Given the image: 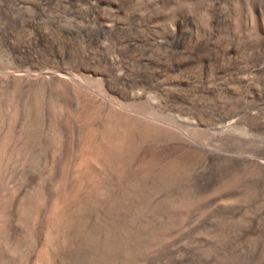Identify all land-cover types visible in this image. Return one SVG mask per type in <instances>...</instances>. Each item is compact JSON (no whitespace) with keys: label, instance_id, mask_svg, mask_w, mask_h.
Instances as JSON below:
<instances>
[{"label":"rangeland","instance_id":"obj_1","mask_svg":"<svg viewBox=\"0 0 264 264\" xmlns=\"http://www.w3.org/2000/svg\"><path fill=\"white\" fill-rule=\"evenodd\" d=\"M115 6L126 25L111 30ZM137 9L148 22L133 27ZM219 14L210 45L226 51L235 31L241 49L213 110L198 89L215 74L207 50L177 64ZM263 51L264 0H0L10 264H264Z\"/></svg>","mask_w":264,"mask_h":264},{"label":"bare ground","instance_id":"obj_2","mask_svg":"<svg viewBox=\"0 0 264 264\" xmlns=\"http://www.w3.org/2000/svg\"><path fill=\"white\" fill-rule=\"evenodd\" d=\"M121 6H124V4H120ZM126 5V4H125ZM152 5V4H151ZM175 5V4H174ZM197 5V4H196ZM201 5V4H200ZM200 5H198V6H200ZM203 5V4H202ZM206 5V4H205ZM215 5V4H214ZM213 5V6H214ZM217 5V4H216ZM247 5H249V4H247ZM135 6H136V8H139L140 6H141V4H135ZM172 6H173V4H172ZM177 6H179V5H177ZM191 6V5H190ZM209 6V5H208ZM207 6V7H208ZM261 6V5H260ZM176 7V6H175ZM184 7V6H183ZM195 7V6H194ZM226 7V6H225ZM225 7H224V9H225ZM254 7H256V6H254ZM259 7V6H258ZM111 8V7H110ZM115 8H116V10L118 11V15H115V17H113V18H111L110 17V20H108V26L110 27V29L111 30H115L116 28H120V27H122L124 24H123V22H122V20L120 19V16H119V14L122 12V10H121V8L119 7V6H115ZM172 8V7H171ZM178 8V7H177ZM177 8H176V10H177ZM188 8V7H187ZM191 8H192V6H191ZM198 8V7H197ZM197 8H193L194 10H196ZM205 8V7H204ZM211 8V7H210ZM209 8V9H210ZM222 8V7H221ZM220 8V9H221ZM227 8V7H226ZM242 8V7H241ZM257 8V7H256ZM262 8V7H261ZM145 9V8H144ZM175 9V8H174ZM179 9H182V7L181 8H179ZM206 9V8H205ZM202 10V12L203 11H205V13H206V11H208L207 9L206 10ZM212 9V8H211ZM223 9V10H224ZM246 8H244V10H245ZM157 10V9H156ZM188 10H190V7H189V9H187V11ZM218 10V9H217ZM247 10V9H246ZM172 11V10H171ZM170 11V12H171ZM175 10H173V12H174ZM182 11V10H181ZM192 11V10H191ZM219 11H221V10H219ZM230 11V10H229ZM249 11V10H248ZM260 11V10H259ZM120 12V13H119ZM194 12V11H193ZM211 12V11H210ZM225 12V11H224ZM228 12V11H227ZM239 12V11H238ZM241 12H242V9H241ZM115 13H117V12H115ZM182 13V12H181ZM183 13H185V10L183 11ZM187 13H189V12H187ZM191 14H192V12H190ZM190 13H189V15H190ZM217 13V12H216ZM215 13V14H216ZM219 13H221V12H219ZM226 13V12H225ZM171 14H172V12H171ZM179 14V13H178ZM207 14H209V13H207ZM224 14V13H223ZM196 15H197V12H196ZM201 15V14H200ZM199 15V16H200ZM150 16V15H149ZM173 16H176V13H175V15H173ZM211 16H215V15H212L211 14ZM251 16V15H250ZM249 16V17H250ZM130 17V24L131 25H133V27H135V26H138V25H142L145 21H147V17H148V15H147V13H144V12H139V10L137 9V10H133V12H131V15H127V18H129ZM177 17H179V16H177ZM197 16H195V18H196ZM248 17V16H247ZM180 19L178 20V21H176V23H175V27L174 28H172L173 30H174V32H175V34H176V32L179 34H176V35H178V36H180V38H177L175 35H174V38L171 40L174 44L176 43V42H178L177 41V39L179 40V39H184V38H186L187 37V35H186V33L184 32L185 30H182V28H181V25H182V27L185 25V24H182L183 23V21H187L189 18L187 17V15H186V13L185 14H183V15H180V17H179ZM198 18V17H197ZM196 18V19H197ZM211 17H209L208 18V16H207V18L206 19H208V21L210 22V19ZM242 18V17H241ZM253 18V17H252ZM251 18V19H252ZM109 19V18H108ZM174 19V18H173ZM191 19V18H190ZM193 19H194V17H193ZM199 19V18H198ZM197 19V20H198ZM202 19V18H201ZM205 19V21L207 22V20ZM230 19V18H229ZM244 19V18H243ZM245 19H247V18H245ZM245 19H244V22H245V24H246V21H249V20H246L245 21ZM165 20V19H164ZM127 21H128V19H127ZM199 21V20H198ZM212 21V20H211ZM148 22V21H147ZM173 22H174V20H173ZM213 22V21H212ZM211 22V23H212ZM240 22V21H239ZM243 22V23H244ZM252 22V21H251ZM250 22V23H251ZM248 23V22H247ZM205 25L207 24V23H204ZM204 24H202L203 26H202V30H203V28H204ZM223 24H224V19H223V15L221 16L220 14L219 15H217V17L215 18V20H214V22H213V25H212V27H210L211 29L210 30H204V34L202 35V33H201V36H199V38H196L197 39V41H198V43H197V48L196 49H193L192 51H188L189 53L187 54V58L184 60V61H182V62H180L179 64H177V68L179 67V68H186L188 65H190L192 62H193V60H195V58L198 56V54L200 53V51H202L201 49L202 48H204V49H206L207 50V54L202 58V62H203V66H204V69H203V74H204V72L207 70V69H209V67H214L215 68V74L213 75V77L210 79V81L211 82H201V83H199L200 85L198 86V89L199 90H201L204 94H206V98H207V101H210V102H212V103H210V108H212L213 110H215V104H214V101H216L214 98H212L211 97V95H212V93L214 92V91H216V89L218 88V89H220V90H222V91H225L226 93H230V91L228 90L229 88H228V82H229V80H230V78H233L235 75H236V72H237V70H238V64H237V60H236V58H234V55L235 54H237L238 52H240L239 51V49H241V47H240V44L236 41V34H235V31L233 32V33H231V34H228V35H230L229 37V46L227 47V46H225V48H227V49H224V50H226V51H224V52H222V53H220L215 47H217L218 48V44H217V46L214 44V45H210V43H209V39L212 37V35H213V33L214 32H218V29H220V27H222L223 26ZM239 24V23H238ZM237 24V26H239ZM241 24V23H240ZM126 25V24H125ZM192 25H193V23H192ZM191 25V26H192ZM200 25V24H199ZM224 25H226V24H224ZM229 25V24H228ZM247 25H249V24H247ZM253 25V24H252ZM104 26V25H103ZM194 26V25H193ZM192 26V27H193ZM195 26H198V24L196 25L195 24ZM194 26V27H195ZM230 26H232V25H230ZM237 26H236V28H237ZM242 26H244V25H242ZM108 27V28H109ZM171 27H173V26H171ZM187 27V26H186ZM201 27V25L198 27V31H200L199 30V28ZM208 27V28H209ZM241 27V26H240ZM239 27V28H240ZM249 27H251V25L249 26ZM184 28V27H183ZM197 28V27H196ZM231 28V27H230ZM230 28H227V29H230ZM235 28V29H236ZM245 28H247L246 26H245ZM244 28V29H245ZM252 28V27H251ZM190 29H192V28H190ZM195 29V28H194ZM206 29V28H205ZM241 29H243L242 27H241ZM240 29V30H241ZM243 29V30H244ZM196 30V29H195ZM222 30H223V28H222ZM250 30V29H249ZM255 30V29H254ZM110 31V30H109ZM193 32V31H192ZM237 32H239L238 30H237ZM236 32V33H237ZM254 32V31H253ZM252 32V33H253ZM227 33V32H226ZM249 33V32H248ZM219 34H221L220 32H219ZM218 34V35H219ZM241 34V33H240ZM172 35V34H171ZM190 35V34H189ZM216 35V34H215ZM215 35H214V37H215ZM217 35V36H218ZM226 35V34H225ZM242 35H247V34H243L242 33ZM196 36V35H195ZM239 36V35H238ZM262 36V35H261ZM189 37V36H188ZM220 37V36H219ZM171 38H172V36H171ZM222 38V37H221ZM239 38V37H238ZM259 38V37H258ZM262 38V37H261ZM192 39V38H191ZM213 39V38H212ZM219 39V38H218ZM217 39V40H218ZM253 39V38H252ZM211 40V39H210ZM214 41H215V39H213ZM216 40V41H217ZM228 40V39H227ZM249 40V39H248ZM251 40V39H250ZM249 40V41H250ZM196 41V42H197ZM242 41H243V39H242ZM246 41V40H245ZM261 41V40H260ZM219 42V41H218ZM253 42V41H252ZM217 43V42H216ZM223 43V42H222ZM249 43V42H248ZM257 42H255V44H256ZM259 43V42H258ZM246 44V43H245ZM250 44V43H249ZM252 44V43H251ZM221 45V44H220ZM223 45V44H222ZM259 45V44H258ZM257 45V46H258ZM215 46V47H214ZM249 46V45H248ZM252 46V45H251ZM250 46V47H251ZM249 47V48H250ZM256 47V46H255ZM248 48V47H247ZM248 48V49H249ZM220 49H222V48H220ZM244 49V48H243ZM259 49V48H258ZM256 50V49H255ZM247 51H249L251 54H254L256 51H254V49H250V50H247ZM244 52H246V50L244 51ZM241 53H242V51H241ZM262 54H264V51L262 52ZM239 55V54H238ZM241 55V54H240ZM200 56V55H199ZM264 56V55H263ZM236 57V56H235ZM238 57V56H237ZM234 58V59H233ZM264 58V57H263ZM199 60V59H198ZM164 63V62H163ZM202 64V63H201ZM175 65V64H174ZM201 66V65H200ZM258 65H256V67H257ZM261 65H259L258 67V69L261 71V70H264V63L262 64V66L260 67ZM170 68V67H169ZM201 69V70H202ZM255 70V69H254ZM252 71V70H251ZM208 73H209V71H208ZM240 73V72H239ZM208 75V74H207ZM221 75V78L220 79H222V81L220 82V83H218L217 82V84H216V86L215 85H211L210 83H213V81H215V79L216 78H218L219 76ZM52 76V75H51ZM149 76V75H148ZM128 79V78H127ZM202 79H204V78H202ZM201 79V80H202ZM81 80V79H80ZM200 80V81H201ZM191 81H192V79H190V81H188V83L187 84H189V83H191ZM197 81V80H196ZM216 81H218V80H216ZM215 81V82H216ZM82 82V81H81ZM148 82H150V81H148ZM214 82V83H215ZM193 83H194V80H193ZM165 84V83H164ZM187 84H185V85H187ZM165 85H167V84H165ZM163 86V85H162ZM169 86V85H168ZM167 86V87H168ZM166 86L165 87H159L160 88V90H161V92H162V94H165V95H169L170 93H169V91H170V89L169 88H167ZM170 87V86H169ZM175 88V87H174ZM197 88V87H196ZM169 89V90H168ZM183 90V89H182ZM173 91V90H172ZM160 92V93H161ZM174 92V91H173ZM219 91H217V93H218ZM216 93V94H217ZM187 94V93H186ZM215 94V93H214ZM177 95V94H176ZM134 96H135V94H134ZM169 96H171V95H169ZM137 97V96H136ZM139 97V96H138ZM181 97H182V94L180 93L179 94V96H177L176 98L177 99H180L181 100V102L182 101H184V102H186L187 100L183 97L182 99H181ZM216 97V96H215ZM195 98H193L192 100H194ZM204 100V99H203ZM202 100V101H203ZM199 102V101H198ZM198 102H197V104L196 105H198L199 106V104H198ZM201 102V101H200ZM206 102V101H205ZM194 103V102H193ZM195 103H196V101H195ZM201 104H203V103H201ZM195 105V104H194ZM195 105V106H196ZM216 105H217V102H216ZM195 106H193V108L195 107ZM201 106V105H200ZM198 108V107H197ZM244 115L246 116V112L244 111ZM225 123H227V124H230V122H225ZM207 152V151H206ZM207 154L208 155H211L212 156V152H207ZM231 159H233V160H245V161H247L249 158H244V159H237V158H234V157H230ZM8 232V231H7ZM4 235V234H3ZM10 234H8V233H6L4 236H3V239H2V242H1V251H0V262H1V264H10V260H11V257H12V255H11V250H12V247H11V241H10V236H9ZM71 253V252H70ZM70 256V255H69ZM69 258V257H68Z\"/></svg>","mask_w":264,"mask_h":264}]
</instances>
